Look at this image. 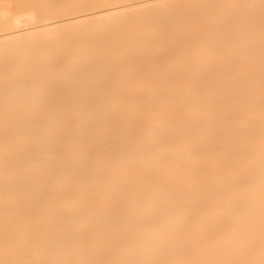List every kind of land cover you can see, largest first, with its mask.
Instances as JSON below:
<instances>
[{"label":"bare ground","instance_id":"obj_1","mask_svg":"<svg viewBox=\"0 0 264 264\" xmlns=\"http://www.w3.org/2000/svg\"><path fill=\"white\" fill-rule=\"evenodd\" d=\"M0 0V264H264V0Z\"/></svg>","mask_w":264,"mask_h":264},{"label":"rangeland","instance_id":"obj_2","mask_svg":"<svg viewBox=\"0 0 264 264\" xmlns=\"http://www.w3.org/2000/svg\"><path fill=\"white\" fill-rule=\"evenodd\" d=\"M39 1H41V3L43 4V2H48L47 0H38V3H39Z\"/></svg>","mask_w":264,"mask_h":264}]
</instances>
